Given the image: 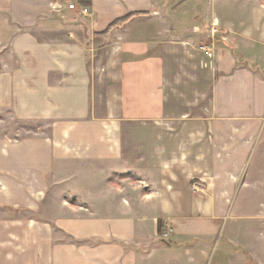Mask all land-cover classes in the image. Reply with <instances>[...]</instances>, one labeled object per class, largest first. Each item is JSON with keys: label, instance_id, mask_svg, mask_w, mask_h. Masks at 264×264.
Segmentation results:
<instances>
[{"label": "crops", "instance_id": "obj_1", "mask_svg": "<svg viewBox=\"0 0 264 264\" xmlns=\"http://www.w3.org/2000/svg\"><path fill=\"white\" fill-rule=\"evenodd\" d=\"M220 4L0 0V264L211 260L264 78L229 49L195 46L218 71L209 126L176 125L163 52Z\"/></svg>", "mask_w": 264, "mask_h": 264}, {"label": "rangeland", "instance_id": "obj_2", "mask_svg": "<svg viewBox=\"0 0 264 264\" xmlns=\"http://www.w3.org/2000/svg\"><path fill=\"white\" fill-rule=\"evenodd\" d=\"M210 8L208 5L199 20L187 23L188 28H180L184 33H194L192 41L174 38V46L163 52L167 78L165 110L179 116L174 119L176 125L181 121L201 125L205 120L209 126L210 84L218 71L213 60L196 52L198 43L231 50L240 65L249 66L255 75L264 78V0H221L216 12ZM214 13L224 21H219ZM214 18L218 19L219 31L211 34ZM101 57L97 53L94 59L99 61ZM237 125L247 126L245 122ZM5 126L14 130L26 125L10 120ZM254 127V131L240 135V142L247 147L242 156L246 160L238 166L230 196L222 199L224 217L218 235L221 241L217 247H207L211 257L207 264H264V115Z\"/></svg>", "mask_w": 264, "mask_h": 264}, {"label": "built area", "instance_id": "obj_3", "mask_svg": "<svg viewBox=\"0 0 264 264\" xmlns=\"http://www.w3.org/2000/svg\"><path fill=\"white\" fill-rule=\"evenodd\" d=\"M68 7L69 8L79 7V10L82 13H84V14L85 13H88V9L84 5H78L77 6V4H75V3H68ZM218 31H219V27L217 25V22L212 21L211 22V25H210V33L211 34H215ZM198 48L201 49V50H203L207 55H209V56L212 55V51H211L212 49H211V47L207 46L205 43L198 44ZM194 186H195V183L192 184V187H194Z\"/></svg>", "mask_w": 264, "mask_h": 264}]
</instances>
